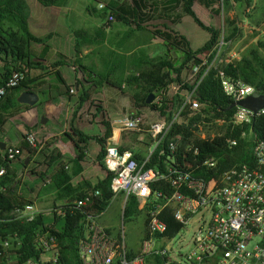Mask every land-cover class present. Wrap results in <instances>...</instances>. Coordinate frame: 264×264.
<instances>
[{
  "label": "trees",
  "instance_id": "16d2710c",
  "mask_svg": "<svg viewBox=\"0 0 264 264\" xmlns=\"http://www.w3.org/2000/svg\"><path fill=\"white\" fill-rule=\"evenodd\" d=\"M182 1L184 12L192 18L198 27L210 34V40L201 48L194 50L190 41L180 34L160 31H156L155 34L169 46L178 48L187 54L180 69H175L169 63H163L170 71H176L180 75L181 70L185 67L192 68L193 65H201L197 80L199 81L201 78L203 80L196 89L195 99L201 103L202 110L198 115L190 118L191 124L189 123L188 126L178 124L171 126L165 138L146 163L145 168L166 173L168 168L175 167L197 178L210 179L233 166L255 167L256 160L253 155L255 143L258 139L264 142V112L255 115L250 126L239 125L232 129V126L227 122L235 114L236 108H231L233 102L224 93L220 74L224 73L232 80H241L252 85L256 88L258 96H264V41L260 40L256 46L249 48L238 59L231 60L229 63L213 65L221 47V40L223 39L225 43L229 44L240 35L238 21L229 17L225 19V34L222 38V31L205 25L198 18L193 6L195 3H199L210 10L212 14L217 15L219 12L216 8L217 4H222V9H225L226 6H232V1ZM235 1L248 6L253 4L252 0ZM106 4L113 11L117 21H126L123 18V15H127L125 14V5H121L119 0H110ZM134 4L138 7L136 1ZM132 10L134 9L132 8ZM30 15V8L26 0H0L1 127L4 126L3 113L5 110L3 107L8 97L12 98L19 107L30 109L31 107L28 105L17 103L19 95L25 90L33 91L44 87L49 78H55L67 92H70L73 86L68 85L60 71V67L63 66L75 68L76 72L84 78V83L78 81L77 84L79 86L87 85V87H82L77 111L90 100L93 90L98 93L107 87L115 89L125 97L129 96L136 115H140L144 111L161 112L162 115H165V110L169 108L166 100L161 109L156 108L153 104H147L149 95L154 93L155 84L144 75L132 73L127 61L125 59L123 61L121 57L116 58L107 74L103 76L93 73L74 61L70 62L64 56L59 62L50 64V58L46 56L52 49L50 40L53 35L34 36L29 28ZM39 46H43L46 50L45 56L38 52L37 47ZM202 55L207 59L206 65H203L204 60L200 58ZM196 85L197 83L194 84V86ZM194 86L187 89L193 90ZM2 91L4 94H1ZM187 115V113L184 114V116ZM104 117L106 118L107 115L105 114ZM172 119L173 117L169 119L170 123ZM201 121L207 123L223 121L224 126L219 128L221 135L214 139H202L199 136L200 130L197 123ZM103 126L106 128L104 138L96 139L102 146L113 136L111 123L104 119ZM129 135H131L130 132L123 133L122 138L125 139ZM178 136L182 137L181 140L176 139ZM67 137L78 150H82L80 144H86L95 139L75 130H73V135H67ZM229 139L236 140L237 145H229L227 142ZM173 141L176 142V148L171 151L170 144ZM16 149L20 150V155L12 161L6 157V150L0 149V169L6 171L0 179V264H81L80 243L86 233V219L89 216L98 218L108 210L115 198L111 189L112 173L108 171V176L92 188L91 192L100 191V195L92 198L85 210L70 203L54 210L52 212L53 221L50 223L43 214H38L33 221L25 220L19 218L15 212L17 209H23L33 203H24L21 196L16 194L15 173L12 171L11 165L23 153H26L31 159L38 152L29 144L27 136H24L22 143ZM126 149V147L122 148V150ZM210 159L217 161L216 169L209 170L203 166ZM149 206L141 208L138 198L130 195L123 217L125 220H130L142 213L149 217V211L152 209V206ZM158 219L167 226L165 233L167 236L174 237L183 229V226L175 220L173 209L169 206L162 210ZM7 241L9 246L5 249L3 244ZM44 242L48 243L56 252V263L43 261V256L51 251V249L47 251Z\"/></svg>",
  "mask_w": 264,
  "mask_h": 264
},
{
  "label": "crops",
  "instance_id": "0c3cea01",
  "mask_svg": "<svg viewBox=\"0 0 264 264\" xmlns=\"http://www.w3.org/2000/svg\"><path fill=\"white\" fill-rule=\"evenodd\" d=\"M26 1L31 12L30 32L36 37L53 35L50 40L52 49L46 56L50 58V64L59 62L64 56L70 62L74 61L103 76L107 74L116 58L121 57L123 61H127L132 73L144 75L155 84L154 91L158 86L161 87L164 81L171 80L176 73L170 71L163 63L180 69L187 58L185 52L169 46L155 32L177 33L192 43L184 31L187 14L183 10L182 0H119L121 5H125L127 15H123V18L126 21L116 20L110 30L105 27L106 12L98 9L101 0ZM198 6L203 7L195 3L193 10ZM48 8H53L54 13L47 12ZM203 8L214 23L217 15ZM37 50L40 55H46L43 46L37 47ZM65 69L69 70V76L66 75ZM60 71L68 85L73 86L70 92L55 78H49L47 85L31 90L39 95L40 101L36 106H30V109L19 107L8 97L3 107L4 126L0 127V149L2 146L5 149L17 148L28 132H40L44 149L31 159L23 153L12 163L11 169L15 173L16 194L21 196L24 203L36 205L49 223L53 221L54 210L90 193L96 184L108 176L103 154L109 142L107 140L102 146L96 140L105 136L103 120L111 123L113 135L122 137L123 133L128 132L120 133L116 125L117 121L125 117L122 115L125 106L122 98L124 95L107 87L98 93L93 90L90 100L77 111L82 87L87 85L77 84L78 81L84 83V78L75 68L63 66ZM127 110L129 115L135 113L133 105ZM148 112L151 111H144L141 115L147 117L145 114ZM105 114L110 119L105 118ZM156 121L147 122L143 133L130 132L131 135L127 138H121L122 148L126 147V150L133 152L140 163L146 161L156 147L154 139L147 133L149 125ZM72 129L95 139L80 144L82 150H78L67 137L73 135ZM95 130H98V135H92ZM27 160L29 163L26 165ZM127 199L125 194L116 196L108 210L98 217L100 224L112 236H115L113 225L105 216L110 211H115L117 216H124ZM55 256L54 251L47 252L43 261L49 262Z\"/></svg>",
  "mask_w": 264,
  "mask_h": 264
},
{
  "label": "built area",
  "instance_id": "2783aa9c",
  "mask_svg": "<svg viewBox=\"0 0 264 264\" xmlns=\"http://www.w3.org/2000/svg\"><path fill=\"white\" fill-rule=\"evenodd\" d=\"M98 9L106 12V29L110 30L116 21L113 11L107 4L99 3ZM224 44V43H222ZM221 47L219 49L220 53ZM240 56L233 55L219 60L217 55L213 65L223 62L229 63ZM203 59V58H202ZM204 64L207 59L204 58ZM193 90L185 88V83L174 87L175 94L168 100V94H156L152 104L161 109L163 102H168L165 115L159 113V119L149 125L147 133L154 139L156 147L162 142L173 124L186 125L190 118L198 115L202 110L201 103L195 99V92L203 80H197L201 65L192 67ZM210 69V68H209ZM191 79V78H190ZM220 80L225 95L234 103H239L249 97L258 96L254 86L241 80H232L224 73ZM183 88V90H181ZM185 89V90H184ZM1 94H4L2 91ZM235 114L227 122L232 129L239 125L250 126L255 115L243 106L237 105ZM188 114L184 116V114ZM172 122L169 119L172 118ZM199 124V136L202 139H214L220 136L223 121ZM191 124V123H190ZM117 130L132 133H143L147 127L144 115H127L116 122ZM213 132L210 135V132ZM29 144L41 152L44 143L40 140V132H28ZM121 136L113 135L105 148L104 164L112 173L111 189L116 196L125 194L136 196L141 208L152 206L147 217L148 235L141 241L137 252L128 251L124 235L112 236L98 221L97 217L89 216L86 219V233L80 243L81 264H264V142L257 140L253 155L255 167L237 165L220 172L210 179L197 178L192 174L178 170L175 167L167 169L166 173L154 169L146 170V163L155 151H152L146 161L139 162L133 152L122 150ZM181 136L176 139L181 140ZM228 144L236 146L237 141L229 139ZM176 142L170 144L174 151ZM6 157L12 161L20 155V150L6 147ZM203 166L207 169H216L217 161L207 160ZM5 169H0V179L5 175ZM100 195V191L86 194L82 198L73 199L72 205L79 209L91 203L92 198ZM173 209V216L183 229L195 223L198 230L191 242V249L187 254L178 252V258L171 256L169 247L174 237L165 235L167 226L158 219L165 207ZM17 216L21 219L33 221L40 212L36 205L29 204L23 209H17ZM182 229V230H183ZM4 248L9 246L5 242ZM47 251L50 245L44 242ZM54 251V250H53ZM50 252V251H48ZM55 252V251H54ZM56 253V252H55ZM57 262V257L51 261Z\"/></svg>",
  "mask_w": 264,
  "mask_h": 264
},
{
  "label": "rangeland",
  "instance_id": "374dc122",
  "mask_svg": "<svg viewBox=\"0 0 264 264\" xmlns=\"http://www.w3.org/2000/svg\"><path fill=\"white\" fill-rule=\"evenodd\" d=\"M109 1L110 0H101V3L106 4ZM231 1L232 6H226L225 9H222V4H217V9L219 12L214 23L203 7L198 6L195 10L198 18L205 25L212 26L214 24L212 27L222 31V38L225 34V19L229 17L238 21V27L241 33L237 37V39L234 40V42H231L229 44L225 43L223 39L221 40V50L220 53H218L219 60L227 59L228 57L233 55L241 56V54L245 53L249 48L256 46L260 40L264 41V0H252L253 4L251 6H248L245 3H236L235 0ZM48 3L51 4L50 2ZM47 12L53 14L54 9L48 8ZM184 28L187 37L192 40L191 46L193 49H199L210 40V34L198 27L194 23L192 18L187 15ZM200 58L204 59L205 57L202 55ZM192 70L193 69L191 67H185V69L181 70L180 75L175 73L171 80H163L164 82L161 84V87L158 86L155 89L154 93L160 94L161 92H165L169 95L167 98L168 100L175 98L174 87H179L183 83L186 84L185 88L192 87L194 80V76L192 77ZM65 73L67 76H69V70L65 69ZM160 88L162 89L160 90ZM181 90H183V88ZM122 98L125 102L122 114L124 117L130 114L127 109L133 104L129 96H122ZM145 115H148L146 117V122L148 123L154 122L159 119L158 112L151 111L146 113ZM108 119H110V117H108ZM212 133L213 132L211 131L210 135ZM11 134L13 135V133ZM98 134V130L92 132V135ZM105 219L113 225L112 230H114L113 234L115 236L124 235L128 251L134 253L139 251L141 241L147 233V216L145 213H142L134 219L125 220L122 214L120 216H117V213L115 211H110V213L105 216ZM197 230L198 226L195 223H191L187 228L181 230L174 236V240L169 246L172 249L171 256L174 259L179 260V251L183 254H187L190 251L191 242L194 239Z\"/></svg>",
  "mask_w": 264,
  "mask_h": 264
},
{
  "label": "water",
  "instance_id": "95a60500",
  "mask_svg": "<svg viewBox=\"0 0 264 264\" xmlns=\"http://www.w3.org/2000/svg\"><path fill=\"white\" fill-rule=\"evenodd\" d=\"M156 95L154 93H151L147 99V104L150 105L155 100ZM40 101V97L37 93L32 92L30 90L23 91L18 99L17 102L21 105H28L31 107L36 106ZM237 105L243 106L249 110H252L255 113H258L260 111L264 110V96H253L249 97L246 100L234 103L231 108L236 107ZM1 150H5V147L2 146ZM29 163V160L26 161V165Z\"/></svg>",
  "mask_w": 264,
  "mask_h": 264
}]
</instances>
